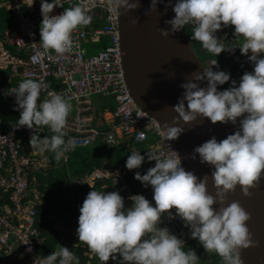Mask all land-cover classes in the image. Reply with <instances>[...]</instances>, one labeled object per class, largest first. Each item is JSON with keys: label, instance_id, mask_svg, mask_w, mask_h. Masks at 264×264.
I'll return each mask as SVG.
<instances>
[{"label": "clouds", "instance_id": "clouds-1", "mask_svg": "<svg viewBox=\"0 0 264 264\" xmlns=\"http://www.w3.org/2000/svg\"><path fill=\"white\" fill-rule=\"evenodd\" d=\"M121 9L135 10V0H116ZM157 0H151L149 10L156 11ZM63 6L61 0H40V46L33 59L49 53L63 55L70 51L72 33L91 23L81 3L64 7L58 15L53 9ZM171 7L174 17L166 20L168 30L159 29L160 35H169L191 25V40L216 57L225 51L239 48L252 64L251 72H244L239 83L218 90L230 80V73L213 71L194 72L192 78L182 83V96L172 111L176 114L171 124L164 123L158 131L166 141H174L185 127L197 119H207L211 124L231 123L239 128L226 138L208 139L195 147L188 156L208 165L214 195L207 190L209 175L197 177L181 166V157L169 150L161 156L147 153L153 167L134 179L142 186H151L152 202L143 195L128 197L131 206L125 208L124 198L116 191L87 193L79 207L76 236L96 258L107 264L111 258L118 264H198L200 258L192 249L185 250V243L166 227H160L161 217L179 218L189 229L190 238L196 240L205 253H215L222 264H243L241 250L255 246L247 227L250 214L239 201L227 203V197L237 187L244 197L250 189L264 179V0H175ZM133 25L138 20L131 22ZM234 26L233 46L227 47L216 33ZM212 66L217 60L211 62ZM207 82L201 87L200 82ZM41 84L32 79L22 80L17 87L6 90L5 95L15 97L14 111L19 112L17 127L35 129L46 127L52 135L40 138L33 134L29 144L38 152H51L59 161L76 147L72 138L65 139L64 131L71 103L61 94L49 92L48 98L39 100ZM145 156L138 151L128 155L125 168L139 169ZM216 207H213V206ZM175 209L173 214L170 210ZM31 249H29L30 251ZM39 264H80L79 258L69 248L59 245Z\"/></svg>", "mask_w": 264, "mask_h": 264}, {"label": "built area", "instance_id": "built-area-1", "mask_svg": "<svg viewBox=\"0 0 264 264\" xmlns=\"http://www.w3.org/2000/svg\"><path fill=\"white\" fill-rule=\"evenodd\" d=\"M77 2H82L85 10L93 13L100 11L102 15L95 17V22L89 30L79 27L72 33V46L70 51L64 54V58L49 53L34 60L33 56L40 46L35 35V26L42 20L40 0H0V8L5 7L13 16L11 25L4 31L0 43V60L5 69L9 68L11 76L18 77L21 81L33 80L39 77L44 69L54 68L56 75L60 77L58 81L61 86L52 92L64 96L74 107V114L67 117L64 131L65 139L69 137L74 139L76 147H86L100 140L106 148H112L122 139L140 146L148 136H151L154 143L143 148L145 160L140 170L146 173L147 169L155 164V161L147 160V153L164 156L169 150L176 149L172 141H166L161 136L157 122L135 105L127 88L119 47L116 14L119 4L116 0ZM174 3L175 0H165V5ZM73 5L68 4L65 8ZM22 6L25 7V12ZM167 8L171 10L170 6ZM63 10L64 7H56L50 15H58ZM172 15L174 17L173 12ZM101 38L106 40L105 47L96 55L86 56L82 44L87 40L95 43ZM5 46L14 49L17 55L22 56V53H25L26 60L10 54ZM226 46L231 47L233 43H227ZM238 49L237 47L226 51L235 66L234 80L237 85L244 72L252 71V64L246 56L237 54ZM210 66L214 71L220 70L217 64L212 66L210 62ZM41 82L39 79L40 84ZM94 94L110 96L114 100V111L109 119H106L108 125L106 130L105 128L102 131L97 130L98 126L92 124L94 118L89 97ZM44 95L47 99L48 93ZM5 99L16 106L14 96L5 95ZM6 126L5 131H0V201L3 202L0 205V264H14L11 255L15 246L21 250L26 264H39L42 256L38 254V250L43 247L44 238L39 235L36 227L37 207L41 204L39 200L41 197L38 198L36 195L34 175L45 170L49 160L42 153L30 154L27 146L22 143V138L29 139L33 134L42 135L44 130L36 129L35 132V129L26 127L16 128V122H10ZM66 158L64 155L63 160L66 161ZM181 166L184 168L182 161ZM75 182L77 185L88 187H93L96 182H102V185L123 195L129 203L131 201L128 197L136 194L152 200V190L149 187L133 192L125 171L119 169L96 168ZM170 211L175 213V209ZM165 224L178 227L176 232L168 229L170 233L182 239L185 246L194 241L190 238L189 229L183 226L179 218L171 220L167 218Z\"/></svg>", "mask_w": 264, "mask_h": 264}, {"label": "water", "instance_id": "water-1", "mask_svg": "<svg viewBox=\"0 0 264 264\" xmlns=\"http://www.w3.org/2000/svg\"><path fill=\"white\" fill-rule=\"evenodd\" d=\"M138 7L130 12L121 9L119 38L122 52V67L130 95L136 105L153 118L159 125L171 124L176 114L172 107L183 94L182 83L192 78V73H203L204 65L197 57L191 42L183 29L167 38L160 35L159 29L168 30L166 20L173 18L172 12L162 0H157L156 11L148 12L151 0H135ZM121 7V6H120ZM119 7V12H120ZM138 20L133 25L131 22ZM206 87L207 82H200ZM185 127L178 139L172 141L186 171H192L198 178L209 175L207 190L214 195L210 173L212 169L193 161L188 156L194 148L212 138L217 141L226 138L239 128L236 125L211 124L205 119H197ZM250 197H244L240 188L228 195L227 203L239 201L250 214L247 227L251 233L254 247L241 250L243 264H264V179L254 189ZM213 207H216L215 205Z\"/></svg>", "mask_w": 264, "mask_h": 264}, {"label": "trees", "instance_id": "trees-1", "mask_svg": "<svg viewBox=\"0 0 264 264\" xmlns=\"http://www.w3.org/2000/svg\"><path fill=\"white\" fill-rule=\"evenodd\" d=\"M12 20L13 16L11 11H8L5 7H1L0 43L2 42L4 31L11 25ZM186 27L189 28L191 32V27ZM227 28H231L234 31V26H228L226 28L222 27L218 33L220 37L231 42L233 40V35L231 38H229V35L233 34V31L229 33ZM196 44L198 49H193L201 63L203 60L208 61L216 59L221 69L220 71L230 73L229 82L222 86H218V90L227 89L230 86V82L234 79L235 70L231 64L230 58L225 52H222L216 57L202 49L199 42L196 41ZM95 47L97 50L100 47H104V41L99 42ZM5 49L9 51L10 54L21 57L23 60L25 59L24 53H22V56L20 54L17 55L15 50L9 46H5ZM238 54L242 56L240 51H238ZM9 72V68L5 70L0 69V131H5L7 124L16 122L19 118V112L14 111L16 106H13L5 99L6 90L13 86L15 81H18V77H12V79L8 80L7 74ZM113 110L114 109L109 111V113L113 112ZM45 128L46 127H44V129ZM46 135L50 136L51 134H45L40 138H44ZM22 140L24 145L28 143L26 139L22 138ZM150 143H152V137L148 136L145 142L140 146L129 142L126 148L120 143L112 148H106L100 140H96L92 143L93 145L90 144L86 147L72 149L68 154L65 164H61L60 161L55 160L54 154L48 152V157L52 160V166L34 175V188L42 199L41 204L37 207L38 222L36 223V227L39 235L44 238L43 247L38 250V254L47 256L51 251L56 250L59 245H62L72 250L79 258L80 263L83 261L85 262L87 258L84 257L83 254L89 249L82 242H79L76 236L79 207L82 205L89 191H99L102 182H96L93 187L90 188L87 185H77L75 181L81 179L84 175L89 174L96 168L103 169L104 167H108L109 169L125 171L126 179L133 192L143 190L144 186L134 179V173L137 171L141 175L145 174L140 171L142 165L139 169L129 171L125 168V162L128 155L131 154V150H133L130 147H133L135 149L134 151L140 152L143 156V148L150 145ZM148 187L151 189V186ZM55 226L65 228L66 233L63 237H60L58 231L55 230ZM93 257H95V255ZM118 260L116 262H118ZM94 261H96V259H94Z\"/></svg>", "mask_w": 264, "mask_h": 264}, {"label": "crops", "instance_id": "crops-1", "mask_svg": "<svg viewBox=\"0 0 264 264\" xmlns=\"http://www.w3.org/2000/svg\"><path fill=\"white\" fill-rule=\"evenodd\" d=\"M38 38L40 39V36L38 35ZM86 48V47H85ZM87 49V48H86ZM209 61V60H208ZM7 78H8V80H10V79H12L11 78V73L9 72L8 74H7ZM17 82V81H16ZM16 82H15V84L13 85V86H11V87H17L18 86V84L16 85ZM105 97H107V96H105ZM108 97H110V96H108ZM90 106L92 107V114H93V117H94V121L92 122V124L95 126V124H96V126H98L97 127V129H99V130H103L106 126H108L107 124H106V119L108 120L109 119V116H110V113L109 112H106V110L105 109H95L94 107H93V105H92V102H91V100H90ZM74 114V110H73V107H71V110H70V112H69V115H73ZM68 115V116H69ZM102 124V125H101ZM46 129V128H45ZM46 130H48V129H46ZM128 146V145H127ZM131 151H134V150H131ZM40 153H42V154H45L46 155V158H48L49 159V161H50V163H49V168H50V166H52V160L48 157V151H45V152H40ZM60 162L62 161L63 162V160H62V158L59 160ZM91 188V187H90ZM103 191H105V192H113V191H116V190H114V189H112V188H110V187H106V186H104V185H102L100 188H99V192H103ZM117 192V191H116ZM120 196L122 197V195L120 194ZM150 202H152L153 203V205H154V202L150 199L149 200ZM124 205H125V208H128V207H130L131 206V203H129L128 201L126 202L125 200H124ZM168 217L165 215V216H162L161 217V224L159 225L160 227H166V228H170L173 232H176L177 230H178V227L177 226H175V225H166L165 224V221H166V219H167ZM59 227V226H58ZM60 229H62L63 227H59ZM187 249H192V250H194L195 252H196V254H197V256L200 258V260L198 261V264H202V261H203V264H222V262H221V258L218 256V255H216L215 253H212V254H207V253H205V251H204V249L198 244V242L196 241V240H194V241H192V242H190L189 244H187L186 246H185V250H187ZM84 257H86L87 258V260L84 262H82V263H80V264H102V262L101 261H99L97 258H96V256L95 257H93L94 255L89 251V250H87V251H85L84 252ZM12 259H13V261H14V264H26L25 263V261H24V259H23V256H22V252H21V250L19 249V247H17V246H15L14 247V249H13V252H12ZM94 259H96V261H94ZM119 259V257L117 256V260ZM107 264H118V262H116V261H113L111 258L109 259V261H107Z\"/></svg>", "mask_w": 264, "mask_h": 264}, {"label": "bare ground", "instance_id": "bare-ground-1", "mask_svg": "<svg viewBox=\"0 0 264 264\" xmlns=\"http://www.w3.org/2000/svg\"><path fill=\"white\" fill-rule=\"evenodd\" d=\"M81 1H83V2H85V3H88L90 0H81ZM163 1V3L165 4V0H162ZM39 2V1H38ZM47 2H51V0H47ZM61 2H62V4H63V6H61V7H66L68 4H77L78 2H77V0H61ZM119 7H120V5H119ZM119 7H117L116 8V14H117V18H118V31H119V24H120V12H119ZM86 12H87V14H90V13H92V12H90L89 10H86ZM27 13V12H26ZM99 15H102V12H100V11H97V12H94L93 13V17H98ZM95 22V21H94ZM94 22H92V24H91V26H93V24H94ZM38 25H40V23L38 24ZM90 26V27H91ZM81 27H83L84 29H86V30H89L90 29V27L89 28H87L86 26H81ZM191 27V26H190ZM217 34V38H220V39H223L222 37H220V35H219V33L217 32L216 33ZM35 35H36V39H37V41L39 42L40 41V39L38 38V34H36V26H35ZM225 40V39H224ZM101 41H104V47H105V45H106V40L104 39V38H101V39H99L97 42H95V43H99V42H101ZM225 42L226 43H231V42H228V41H226L225 40ZM86 43H92V42H90L89 40H87L86 42H84L83 44H82V48L84 49V51H85V55H86V53H87V49L85 48V44ZM92 44H94V43H92ZM119 47H120V38H119ZM101 48H103V47H100L98 50H97V52L95 53V54H93V55H96L97 53H98V51L101 49ZM120 51H121V49H120ZM238 51H239V49H238ZM238 51H237V54H238ZM225 53H226V51H225ZM25 54V53H24ZM66 54V53H65ZM121 54H122V52H121ZM226 55H227V53H226ZM239 55V54H238ZM57 56H60V57H62V58H64L65 57V55L63 54V55H57ZM90 56H92V55H90ZM228 56V55H227ZM240 56V55H239ZM229 57V56H228ZM242 57H245V56H242ZM230 58V57H229ZM24 60H26V54H25V59ZM231 60V59H230ZM213 60H210V62H212ZM121 63H122V55H121ZM210 64V63H209ZM231 64H232V61H231ZM217 65H218V63H217ZM233 65V64H232ZM219 66V65H218ZM205 67V66H204ZM233 67L235 68V66L233 65ZM123 68V67H122ZM213 69V68H212ZM219 69H220V67H219ZM221 70V69H220ZM213 71H214V69H213ZM124 73V72H123ZM234 75H235V70H234ZM12 77H15V76H11V78ZM58 78H60L59 76H57L56 75V73H55V71H54V68L53 67H49V68H47V69H44V71L40 74V76L39 77H36V78H34L33 80L34 81H37V82H39V79H41L42 80V82H41V89H40V96H39V100H43V99H46L45 98V95L44 94H46V93H49V92H52V91H54V90H57L60 86H61V84H60V82L58 81ZM124 78H125V76H124ZM21 82V80H19L18 79V81L16 82V85L17 84H19ZM126 82V81H125ZM127 85V84H126ZM128 88V87H127ZM129 90V89H128ZM44 93V94H43ZM130 93V92H129ZM94 95H100V94H94ZM92 96V95H91ZM91 96L89 97V102H90V98H91ZM102 96V95H101ZM132 97V96H131ZM112 98V97H111ZM113 99V98H112ZM133 99V98H132ZM133 101H134V99H133ZM134 103H135V101H134ZM71 105H72V107H73V104L71 103ZM135 105H136V103H135ZM137 106V105H136ZM138 107V106H137ZM139 108V107H138ZM140 109V108H139ZM73 110H74V107H73ZM142 110V109H141ZM114 111V110H113ZM143 111V110H142ZM144 112V111H143ZM112 113V112H111ZM110 113V114H111ZM147 114V113H146ZM148 115V114H147ZM69 116H71V115H69ZM92 116H93V114H92ZM149 116V115H148ZM150 117V116H149ZM94 118V117H93ZM153 119V118H152ZM1 121V120H0ZM158 124V123H157ZM36 129H39V130H42L41 129V127H36ZM97 129V128H96ZM43 130H44V134H42V135H39V134H37V135H39V137H41V136H43V135H45V134H51L52 135V133L49 131V130H46V129H44L43 128ZM97 130H99V129H97ZM102 131V130H101ZM29 140H30V138L29 139H26V141H28V143H26V146H27V149H28V152L30 153V154H35V153H40V152H38V151H36L35 149H31V146H30V144H29ZM75 148H78V147H75ZM71 151V150H70ZM70 151H68L65 155L67 156V158H68V154H69V152ZM45 155V154H44ZM46 156V155H45ZM67 158H66V160H67ZM48 159V158H47ZM49 160V159H48ZM62 160H63V157H62ZM65 160H63V162H64ZM27 163H31L30 161H27ZM49 163H50V161H49ZM49 168V165H48V167L46 168V169H48ZM45 169V170H46ZM45 170H43V171H45ZM122 197L124 198V200L127 202L128 200H126V198L122 195Z\"/></svg>", "mask_w": 264, "mask_h": 264}, {"label": "rangeland", "instance_id": "rangeland-1", "mask_svg": "<svg viewBox=\"0 0 264 264\" xmlns=\"http://www.w3.org/2000/svg\"><path fill=\"white\" fill-rule=\"evenodd\" d=\"M22 10H23V12H25L26 10H25V7H23L22 6ZM88 15H90L91 16V23L89 24V25H87L86 27L87 28H89L90 26H91V24H92V22H94L95 21V17H93V12L92 13H90V14H88ZM102 23V22H101ZM227 30H228V32L229 33H231L232 31H233V29H229V28H227ZM183 31H184V33L186 34V36H187V38L189 39V41L191 42V45H192V47L195 49V50H197L198 48H197V44H196V41H194V40H191V32H190V29L189 28H187L186 26L184 27V29H183ZM36 34H38L39 35V25L37 24L36 25ZM233 34H230L229 35V38H231V36H232ZM40 36V35H39ZM98 43H94V44H92V43H86L84 46L87 48V53H86V56H90V55H93V54H95L96 52H97V49H96V47H95V45H97ZM98 48V47H97ZM99 49V48H98ZM202 63H203V65H205V67L207 66V67H209V68H212L211 66H210V60L209 61H202ZM5 65H3V63L1 62V60H0V69H2V70H5V67H4ZM206 67V69H208ZM213 70V69H212ZM234 80V79H233ZM16 82V81H15ZM90 100H91V102H92V105H93V107L95 108V109H105L106 110V112H109V111H111L112 109H114V107H115V103H114V100L111 98V97H105V96H101V95H92L91 96V98H90ZM107 129V126L105 127V129L104 130H106ZM119 143L120 144H123L124 145V147L126 148V145H128V143H129V141H127V139H122V140H119ZM153 143H154V139L152 138V143H150V145H153ZM93 145V144H92ZM128 148V147H127ZM131 149H133V150H135L133 147H130ZM67 161V160H66ZM66 161H64V162H60L61 164H65L66 163ZM90 186H92V185H90ZM36 195H37V197L39 198V194L36 192ZM39 200H40V203L42 202V199H40L39 198ZM3 202L2 201H0V205L2 204ZM55 230L56 231H58V233H59V235H60V237H63L64 235H65V233H66V230H65V228H62V229H60L58 226H55ZM26 263V262H25ZM202 264H203V261H202Z\"/></svg>", "mask_w": 264, "mask_h": 264}]
</instances>
